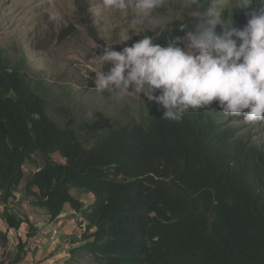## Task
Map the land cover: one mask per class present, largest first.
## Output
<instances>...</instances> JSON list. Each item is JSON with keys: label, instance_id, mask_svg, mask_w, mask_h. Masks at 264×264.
Here are the masks:
<instances>
[{"label": "trees", "instance_id": "16d2710c", "mask_svg": "<svg viewBox=\"0 0 264 264\" xmlns=\"http://www.w3.org/2000/svg\"><path fill=\"white\" fill-rule=\"evenodd\" d=\"M255 7L254 0L235 10L234 23L243 27L245 11ZM185 32L176 23L174 31L150 36L184 46ZM142 102L123 125L96 111L82 135L72 118L59 123L22 65L0 53L2 219L15 231L28 225L8 264L23 260L37 232L18 192L51 220L66 206L79 213L85 229L72 253L82 250L98 264H264V143L223 122L213 103L171 121L155 101ZM26 163L36 168L29 176ZM72 188L94 202L86 206Z\"/></svg>", "mask_w": 264, "mask_h": 264}, {"label": "rangeland", "instance_id": "374dc122", "mask_svg": "<svg viewBox=\"0 0 264 264\" xmlns=\"http://www.w3.org/2000/svg\"><path fill=\"white\" fill-rule=\"evenodd\" d=\"M207 0H165L164 6L155 10L152 16L159 20V27L149 31L146 26L131 23L130 14L116 9H104L102 0H0V53L13 64L19 63L32 81L33 86L42 91L49 102L50 114L64 125L70 118L82 135V125L92 119L96 111L104 113L111 121L123 125L127 116H137L146 97L129 90L120 93L111 86L104 91L97 90L96 72H107L111 64L103 65L97 58L105 45H113L115 50L130 46L144 35L160 37L166 30L174 31L175 24L184 27L185 34L180 38L183 45L188 32H194V16L206 9ZM210 3H208L209 6ZM121 28H128L131 39L125 44H117V33ZM163 42V46L167 43ZM159 91H157L158 93ZM213 105L222 113L218 101ZM67 109V112L65 111ZM125 116V117H124ZM223 122L235 123L238 132H251L252 139L264 143V122L245 123L243 114L239 117L225 118ZM235 119V120H234ZM53 159L64 163L58 153ZM36 161L43 165V158L36 154ZM35 166L26 163L25 172L29 176ZM71 193L82 196L86 206L92 204L95 197L88 192L72 188ZM93 197V198H92ZM93 199V202H91ZM25 208L34 209L33 206ZM36 208V207H35ZM3 208L0 207V217ZM76 212L67 215L73 227L85 229L84 220H79ZM67 223V222H65ZM0 227L7 229L10 240H4L0 230V248L2 261H11L17 254L18 236L25 237L27 225H22L19 232L10 230L2 217ZM73 227L68 229L73 230ZM79 232V233H80ZM73 239L78 236L71 234ZM69 239V238H68ZM79 243L65 248L57 264H98L91 255L80 250L69 253ZM64 248L62 246L61 250Z\"/></svg>", "mask_w": 264, "mask_h": 264}, {"label": "clouds", "instance_id": "9594fccd", "mask_svg": "<svg viewBox=\"0 0 264 264\" xmlns=\"http://www.w3.org/2000/svg\"><path fill=\"white\" fill-rule=\"evenodd\" d=\"M253 2L211 0L194 16L196 29L187 33L184 46L179 40L162 46L149 35L119 51L105 45L97 58L112 66L107 72L95 71V88L104 91L114 86L119 94L129 90L143 94L163 109L166 120L181 121L189 110L209 109L218 101L225 118L243 114L245 123L264 122V0H255L256 7L245 11L243 27L233 20L235 10H248ZM164 3L102 0L101 5L129 13L132 24L154 31L160 22L152 13ZM131 36L128 28H121L117 44H125Z\"/></svg>", "mask_w": 264, "mask_h": 264}, {"label": "crops", "instance_id": "0c3cea01", "mask_svg": "<svg viewBox=\"0 0 264 264\" xmlns=\"http://www.w3.org/2000/svg\"><path fill=\"white\" fill-rule=\"evenodd\" d=\"M16 197L17 200H22V206L24 210L27 212L31 222L37 228L36 235L33 238H31L27 243L26 253L23 256L24 257L23 260H21L18 264H57L56 259L63 256V254L65 253V248H67L68 246L70 247V245H74L76 243L82 244L81 240H79L81 236V232H80L81 228H77L76 226L73 227L72 220H69L67 218L68 214L76 212L72 210L69 206L65 207L64 213L59 219L51 220L48 212L45 209L35 208V207L34 209H32V211H30V209L28 208L26 209L25 206H28V204H30L31 199L25 198L22 192L16 193ZM79 199L82 201L84 200L82 196H79ZM91 202H93V199H91ZM0 207L3 208L1 204ZM76 214L79 213L76 212ZM78 219L83 220V217L79 214ZM68 227L71 228L73 227V230L70 231ZM0 230L5 232V234H8L9 236L7 229L0 227ZM27 231L25 232V237L18 236V238L22 237V239L26 241ZM73 232L75 235L78 236L77 240L71 237L73 236L71 235ZM62 246H64V248L61 250ZM0 248H4V247L1 246ZM71 251L72 249H70L69 253ZM0 257H1V250H0ZM1 263H2V258L0 259V264ZM4 263L8 264L9 261L7 262L4 261Z\"/></svg>", "mask_w": 264, "mask_h": 264}]
</instances>
